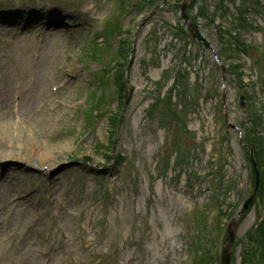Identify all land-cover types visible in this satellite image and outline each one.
Instances as JSON below:
<instances>
[{"label": "rangeland", "instance_id": "obj_1", "mask_svg": "<svg viewBox=\"0 0 264 264\" xmlns=\"http://www.w3.org/2000/svg\"><path fill=\"white\" fill-rule=\"evenodd\" d=\"M236 1L188 5L204 46L181 0H0V264H218L228 223L230 264H264V198L232 220L253 187L242 121L264 117V0Z\"/></svg>", "mask_w": 264, "mask_h": 264}, {"label": "trees", "instance_id": "obj_2", "mask_svg": "<svg viewBox=\"0 0 264 264\" xmlns=\"http://www.w3.org/2000/svg\"><path fill=\"white\" fill-rule=\"evenodd\" d=\"M246 3L240 6H238V9H239V12L241 14V16H244L245 13L244 11H246L247 13L250 12L249 10V1L250 0H245ZM202 5L200 6V16L202 15ZM244 13V14H243ZM218 33H219V36L222 40V35H224V31L220 30L218 27ZM228 70H231L233 73L236 72V69H232L230 68V66H228ZM235 76L237 78H239V74L235 73ZM242 78H240V82H241ZM247 120H248V123H247ZM261 121L263 123L264 121V117H263V114H259L258 112H254L253 110L250 111V115L248 117H246V123H244V126H245V129H247V126H248V132L246 133V143H248L254 150V154L256 156V159L258 160V164L260 166V170H261V180H262V190H261V193L264 194V172L262 170V167H263V151H262V146H261V141L259 140V138L257 137V134H256V130L259 128V125L261 124ZM260 193V194H261ZM254 231V235H252L251 233V230L248 232L249 233V236L250 238H252L253 236H256L258 237L259 240L262 241V244H264V222H262L260 225H259V228H257L256 230H252Z\"/></svg>", "mask_w": 264, "mask_h": 264}, {"label": "water", "instance_id": "obj_3", "mask_svg": "<svg viewBox=\"0 0 264 264\" xmlns=\"http://www.w3.org/2000/svg\"><path fill=\"white\" fill-rule=\"evenodd\" d=\"M187 3H188V0H183L181 3L182 18L185 20V22L188 25V28L192 32L193 36L197 37L199 40H202L206 44L204 39H202V37L200 36L197 28L188 21V16L186 15ZM250 161H251V165H252V168L254 171L255 185H254L252 195L243 203L242 208L238 212L237 216L241 215L248 208L250 203L253 201L255 193H256L257 188H258V184H259V173H258V169L256 167V163L253 159L252 153H250ZM232 232L233 231L229 230V242L232 241V234H233ZM229 247H230V243H228L226 248L223 250V254H222V258H221V264H230V248Z\"/></svg>", "mask_w": 264, "mask_h": 264}]
</instances>
